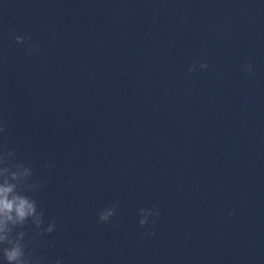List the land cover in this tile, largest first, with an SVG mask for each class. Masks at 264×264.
<instances>
[{"label": "clouds", "instance_id": "9594fccd", "mask_svg": "<svg viewBox=\"0 0 264 264\" xmlns=\"http://www.w3.org/2000/svg\"><path fill=\"white\" fill-rule=\"evenodd\" d=\"M17 44H26L27 39L15 36ZM26 51L32 53L34 48L27 45ZM206 63L201 68H206ZM251 71V65L246 66ZM191 71V69H190ZM5 131L0 125V133ZM46 167H54L45 165ZM31 166L15 159L14 150L7 146L0 148V261L4 264H44L42 257L36 255L35 248L29 249L28 233L24 230L29 224L35 229V233L29 239L51 234L57 228L55 220L45 225L44 212L39 209L37 201L28 193L43 187L42 183L33 179ZM116 205L102 209L98 214L97 223L105 224L116 215ZM160 215L158 209H140L138 223L145 226L149 223V216ZM231 215V213H230ZM155 221H153L154 223ZM142 235L153 236L154 232H145ZM54 264H62L61 259H56Z\"/></svg>", "mask_w": 264, "mask_h": 264}]
</instances>
